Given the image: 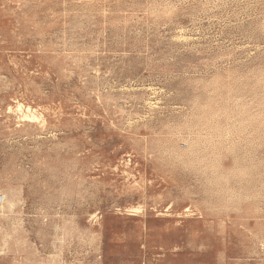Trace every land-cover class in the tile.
<instances>
[{
	"label": "rangeland",
	"instance_id": "374dc122",
	"mask_svg": "<svg viewBox=\"0 0 264 264\" xmlns=\"http://www.w3.org/2000/svg\"><path fill=\"white\" fill-rule=\"evenodd\" d=\"M0 264H264V0H0Z\"/></svg>",
	"mask_w": 264,
	"mask_h": 264
}]
</instances>
